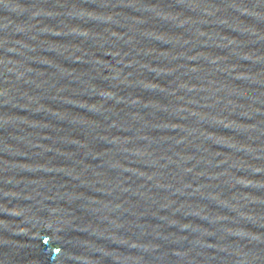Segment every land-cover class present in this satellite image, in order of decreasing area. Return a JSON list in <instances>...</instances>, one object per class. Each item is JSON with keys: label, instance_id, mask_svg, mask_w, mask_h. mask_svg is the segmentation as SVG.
Wrapping results in <instances>:
<instances>
[{"label": "water", "instance_id": "obj_1", "mask_svg": "<svg viewBox=\"0 0 264 264\" xmlns=\"http://www.w3.org/2000/svg\"><path fill=\"white\" fill-rule=\"evenodd\" d=\"M0 264H264V0H0Z\"/></svg>", "mask_w": 264, "mask_h": 264}]
</instances>
